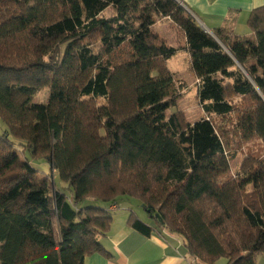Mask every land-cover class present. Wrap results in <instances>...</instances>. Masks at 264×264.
<instances>
[{"label":"trees","instance_id":"obj_1","mask_svg":"<svg viewBox=\"0 0 264 264\" xmlns=\"http://www.w3.org/2000/svg\"><path fill=\"white\" fill-rule=\"evenodd\" d=\"M158 18L178 27L182 49L154 30ZM248 25L253 37L211 34L180 0H0V264L109 256V206L132 199L155 222L132 211V228L182 237L200 264H258L264 6ZM180 50L206 114L195 122L167 115ZM45 88L48 101L34 102Z\"/></svg>","mask_w":264,"mask_h":264},{"label":"crops","instance_id":"obj_2","mask_svg":"<svg viewBox=\"0 0 264 264\" xmlns=\"http://www.w3.org/2000/svg\"><path fill=\"white\" fill-rule=\"evenodd\" d=\"M180 1L206 30L214 32L226 28L242 37H253L254 33L248 25L250 14L254 9L264 6V0ZM3 129L5 126L0 121V131ZM123 202L117 204L115 209V205L109 206L112 215ZM132 211L116 212L112 216L110 231L101 237V243L109 256L94 253L85 258L84 264H200L188 254L182 237L165 230L144 235L132 228L128 224ZM144 222L155 226L153 219ZM216 264H227V260L222 258ZM258 264H264V256L259 258Z\"/></svg>","mask_w":264,"mask_h":264},{"label":"rangeland","instance_id":"obj_3","mask_svg":"<svg viewBox=\"0 0 264 264\" xmlns=\"http://www.w3.org/2000/svg\"><path fill=\"white\" fill-rule=\"evenodd\" d=\"M112 13V9H108L105 11L106 16H110ZM154 30L162 38H164L168 42V44L181 49L184 47L185 38L178 27L171 21L158 18V22L154 26ZM167 65L171 72L174 73V85L171 87L170 95L174 96L176 99V106L169 109L167 115L170 116L172 113L180 111L184 113L186 119L189 122H195L206 116L197 98V79H195V77L192 75V72L190 71L189 56L186 51H178L168 61ZM48 97L49 90L47 88L42 89L38 94L34 96V102L44 104L48 101ZM243 157V151L237 152L236 157L231 160L233 169H237L239 167L243 160ZM34 165L47 174L49 173L52 177V181L54 180L53 170L47 163L37 161L34 162ZM55 182H59V180H54V187ZM96 205L103 206V202H98L96 203ZM127 209L129 211L133 210L135 211V213L137 212L138 215H140L141 219H143L144 221L151 220L148 214L144 211L142 205H140L139 201L135 199H132V201L123 202L120 209H118L116 212H122L123 210ZM116 212H114L112 216H114Z\"/></svg>","mask_w":264,"mask_h":264},{"label":"water","instance_id":"obj_4","mask_svg":"<svg viewBox=\"0 0 264 264\" xmlns=\"http://www.w3.org/2000/svg\"><path fill=\"white\" fill-rule=\"evenodd\" d=\"M190 13H191V12H190ZM207 31H208V30H207ZM208 32H210L211 34H213V32H211V31H208ZM156 216L159 217V214H156Z\"/></svg>","mask_w":264,"mask_h":264},{"label":"built area","instance_id":"obj_5","mask_svg":"<svg viewBox=\"0 0 264 264\" xmlns=\"http://www.w3.org/2000/svg\"><path fill=\"white\" fill-rule=\"evenodd\" d=\"M117 208L116 206H113V209Z\"/></svg>","mask_w":264,"mask_h":264}]
</instances>
